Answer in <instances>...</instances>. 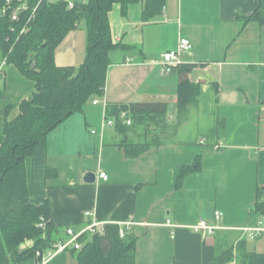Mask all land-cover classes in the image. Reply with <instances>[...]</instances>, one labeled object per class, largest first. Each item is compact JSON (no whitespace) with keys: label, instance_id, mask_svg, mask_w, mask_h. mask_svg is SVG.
I'll use <instances>...</instances> for the list:
<instances>
[{"label":"crops","instance_id":"0c3cea01","mask_svg":"<svg viewBox=\"0 0 264 264\" xmlns=\"http://www.w3.org/2000/svg\"><path fill=\"white\" fill-rule=\"evenodd\" d=\"M144 1L125 10L112 5V39L121 46L109 54L103 95L46 135L45 162L56 172L44 189L54 236L65 241L67 227L80 230L92 221L116 225L123 237L136 239L135 264H244L247 253L264 258V0H165L147 21ZM181 38L192 47L180 52L179 64H193L188 78L199 84V93L178 122L179 76L163 72L160 61ZM85 53L80 25L56 46L54 61L77 65ZM34 91L33 80L0 58V146L5 121ZM142 102H164L170 109L161 143L132 156L122 145L131 117L107 109ZM87 172H95L93 182L84 181ZM200 219L216 227L213 234L193 229ZM258 225L262 231L251 236ZM33 243L27 240L21 249ZM229 248L230 260H217ZM75 254L47 248L41 259L21 264H79Z\"/></svg>","mask_w":264,"mask_h":264},{"label":"trees","instance_id":"16d2710c","mask_svg":"<svg viewBox=\"0 0 264 264\" xmlns=\"http://www.w3.org/2000/svg\"><path fill=\"white\" fill-rule=\"evenodd\" d=\"M27 8L18 20L11 19V10L2 12L6 0H0V58L14 64L35 83L29 100L19 104V114L6 120L4 140L0 146V264H21L30 257L38 258L56 242L50 221V205L45 198V181L55 170L45 162L46 135L72 113L95 97L103 95L110 52L120 47L112 39L108 13L114 3L122 9L141 0H24ZM69 2L72 6H69ZM165 0H145L142 19L158 15ZM18 5L12 0L10 8ZM35 8V9H34ZM34 9V11H33ZM83 24L86 32V53L82 62L72 66H58L54 61L56 46L65 35ZM24 26L26 32L20 33ZM193 64L176 65L178 96L176 119L186 118L188 106L199 93V84L189 81L188 71ZM11 105L5 104L6 109ZM170 106L164 102L119 104L108 107V114L116 117L121 111L131 117L124 146L128 155H138L146 148L161 143L160 134L166 127L164 116ZM135 132L138 139L130 138ZM199 158L194 162L198 166ZM186 166L179 175L194 166ZM258 209L262 203L256 204ZM40 217L44 227L38 226ZM34 240L31 247L21 245ZM76 253L79 264H135L136 239L132 234L120 237L116 225H105L102 233H88L79 237ZM232 248L217 258L226 262ZM227 259V260H226ZM244 264H264L262 254L242 255ZM178 264V263H173Z\"/></svg>","mask_w":264,"mask_h":264},{"label":"built area","instance_id":"2783aa9c","mask_svg":"<svg viewBox=\"0 0 264 264\" xmlns=\"http://www.w3.org/2000/svg\"><path fill=\"white\" fill-rule=\"evenodd\" d=\"M18 1V5L14 6L12 9L10 8L12 0H6L5 6H3L2 8V12L5 13L7 11V9L11 10V19L12 20H18L20 17V14L22 11H24L27 8L26 2L24 0H17ZM54 1V0H52ZM69 6H72V3L69 2ZM35 9V8H34ZM33 9V11H34ZM28 30V26H24L20 33L26 32ZM192 47V43L190 42L189 39L187 38H181L177 44L176 49H172V50H168L165 51L162 55H161V61H160V65L162 67V71L165 73H171L174 69V67L176 65H178L180 63L179 60V54L181 51L183 50H188ZM98 100L94 99L93 103H97ZM126 124H130V120L126 119L125 120ZM94 132V131H92ZM99 177L103 180H107V174L103 171L99 172ZM214 215L216 218L220 217L221 213L219 211H215ZM86 216H90V212H86ZM133 222L131 221H127L125 223L126 226L131 225ZM38 226L44 227V219L43 217H40V221L38 222ZM193 229L195 231H199V230H205L208 234H213L216 227L207 223L205 220L200 219V221L195 224L193 226ZM262 227L261 226H255L253 228H250V235H256L259 232L262 231ZM104 230V224L103 223H99L96 221H92L89 226H87L86 228L80 229V230H74V228L71 227H67L66 228V234L68 235V239L63 241V242H56L53 247L54 250H60V249H65V248H74V249H79L81 247V243L78 241L79 237L82 236L85 233H89V234H95V233H102ZM119 236L123 237L125 234V230L123 228H119L118 230ZM52 252H50L51 254Z\"/></svg>","mask_w":264,"mask_h":264},{"label":"water","instance_id":"95a60500","mask_svg":"<svg viewBox=\"0 0 264 264\" xmlns=\"http://www.w3.org/2000/svg\"><path fill=\"white\" fill-rule=\"evenodd\" d=\"M83 179L86 182H93L96 179V174H95V172H87L84 175ZM39 259H41V256H39Z\"/></svg>","mask_w":264,"mask_h":264},{"label":"rangeland","instance_id":"374dc122","mask_svg":"<svg viewBox=\"0 0 264 264\" xmlns=\"http://www.w3.org/2000/svg\"><path fill=\"white\" fill-rule=\"evenodd\" d=\"M82 25V27H83V24H81ZM84 28V27H83Z\"/></svg>","mask_w":264,"mask_h":264}]
</instances>
